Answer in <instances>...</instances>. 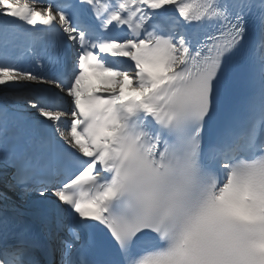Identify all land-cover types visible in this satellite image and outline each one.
Listing matches in <instances>:
<instances>
[{
  "label": "snow or ice",
  "instance_id": "snow-or-ice-1",
  "mask_svg": "<svg viewBox=\"0 0 264 264\" xmlns=\"http://www.w3.org/2000/svg\"><path fill=\"white\" fill-rule=\"evenodd\" d=\"M0 264H264V0H0Z\"/></svg>",
  "mask_w": 264,
  "mask_h": 264
}]
</instances>
